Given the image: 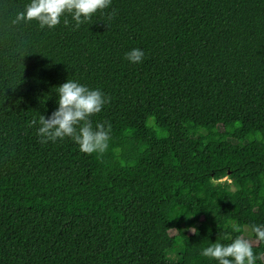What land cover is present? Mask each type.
Here are the masks:
<instances>
[{"label": "trees", "instance_id": "16d2710c", "mask_svg": "<svg viewBox=\"0 0 264 264\" xmlns=\"http://www.w3.org/2000/svg\"><path fill=\"white\" fill-rule=\"evenodd\" d=\"M29 3L0 0V264H218L202 250L238 236L264 264V0L13 26ZM68 79L110 97L91 117L111 124L103 154L37 135Z\"/></svg>", "mask_w": 264, "mask_h": 264}, {"label": "clouds", "instance_id": "9594fccd", "mask_svg": "<svg viewBox=\"0 0 264 264\" xmlns=\"http://www.w3.org/2000/svg\"><path fill=\"white\" fill-rule=\"evenodd\" d=\"M111 3L112 0H30L11 23L15 26L36 21L41 29H52L60 24L61 17L71 15L78 29L90 22L97 12L109 8ZM114 15L115 11L109 14L108 19L111 20ZM64 24L68 26L69 21L65 19ZM143 57L140 49H132L125 55L131 63H140ZM56 90L58 109L48 118L44 115L39 117L37 135L41 137V143L67 137L78 144L84 154H103L109 147L111 124L100 122L93 127L91 117L102 111L105 104L110 102V97L70 79ZM36 124L37 121L33 120L29 126ZM233 230L240 232L241 228L233 225ZM189 231L195 234L197 230L190 228ZM251 232L255 234L256 242L264 243V225H253ZM201 255L218 261V264H256L259 258L253 250V242L244 236L236 237L227 245L212 243L202 250Z\"/></svg>", "mask_w": 264, "mask_h": 264}]
</instances>
